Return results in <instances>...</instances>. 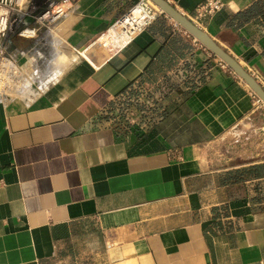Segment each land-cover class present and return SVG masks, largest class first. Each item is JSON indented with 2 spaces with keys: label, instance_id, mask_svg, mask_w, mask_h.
<instances>
[{
  "label": "crops",
  "instance_id": "crops-1",
  "mask_svg": "<svg viewBox=\"0 0 264 264\" xmlns=\"http://www.w3.org/2000/svg\"><path fill=\"white\" fill-rule=\"evenodd\" d=\"M136 1L9 45L37 93L0 102V264H264V104L169 15L102 43ZM167 1L264 87V0Z\"/></svg>",
  "mask_w": 264,
  "mask_h": 264
},
{
  "label": "built area",
  "instance_id": "built-area-1",
  "mask_svg": "<svg viewBox=\"0 0 264 264\" xmlns=\"http://www.w3.org/2000/svg\"><path fill=\"white\" fill-rule=\"evenodd\" d=\"M226 5L223 0H205L197 5L196 16L214 14ZM65 13L55 0H0V102L25 99L37 93L32 73L9 45L16 38L37 39L43 32H52ZM162 15L168 14L153 0H137L108 29L114 32L110 45L119 47L132 41ZM195 41L200 43L197 38ZM219 63L231 70L221 58ZM256 103L263 105L264 101L257 96Z\"/></svg>",
  "mask_w": 264,
  "mask_h": 264
},
{
  "label": "water",
  "instance_id": "water-1",
  "mask_svg": "<svg viewBox=\"0 0 264 264\" xmlns=\"http://www.w3.org/2000/svg\"><path fill=\"white\" fill-rule=\"evenodd\" d=\"M169 16L204 43L210 50L224 60L240 77H242L254 90V92L264 101V87L251 73L217 41H215L206 31L199 27L193 20L180 12L167 0H153Z\"/></svg>",
  "mask_w": 264,
  "mask_h": 264
},
{
  "label": "rangeland",
  "instance_id": "rangeland-1",
  "mask_svg": "<svg viewBox=\"0 0 264 264\" xmlns=\"http://www.w3.org/2000/svg\"><path fill=\"white\" fill-rule=\"evenodd\" d=\"M55 2H56V4H58V0H55ZM52 35H54V36H50L51 38H53L54 39V41H56V44H57V35H58V33H57V29H56V27L55 28H53L52 29ZM22 39V38H21ZM23 39H25V38H23ZM53 41V42H54ZM53 53L56 51V48H52V50H51ZM62 57H64L65 58V56H63V54H61L60 52L58 53V55H57V58H56V60L54 61V59L53 60H51V62H53V65L54 66H59V65H61L63 62V60H61V58ZM59 59V60H58ZM66 59V58H65ZM62 62V63H61ZM23 63V62H22ZM24 65H25V63H23ZM26 66V65H25ZM52 66V65H51Z\"/></svg>",
  "mask_w": 264,
  "mask_h": 264
},
{
  "label": "bare ground",
  "instance_id": "bare-ground-1",
  "mask_svg": "<svg viewBox=\"0 0 264 264\" xmlns=\"http://www.w3.org/2000/svg\"><path fill=\"white\" fill-rule=\"evenodd\" d=\"M52 36H54V35H52ZM113 38H114V32H113V30H111L108 32V34L106 36H104V38L102 39V43L110 44V42L113 40ZM83 54L87 55V52L83 51ZM61 60H63L62 62H64V61L66 62L65 58H61Z\"/></svg>",
  "mask_w": 264,
  "mask_h": 264
}]
</instances>
